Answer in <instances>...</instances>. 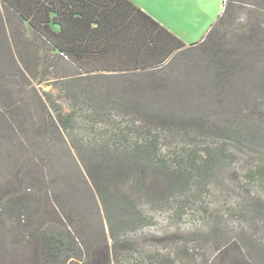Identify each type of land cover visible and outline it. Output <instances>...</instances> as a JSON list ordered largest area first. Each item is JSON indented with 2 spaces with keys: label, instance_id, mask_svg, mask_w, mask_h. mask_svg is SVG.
<instances>
[{
  "label": "rangeland",
  "instance_id": "374dc122",
  "mask_svg": "<svg viewBox=\"0 0 264 264\" xmlns=\"http://www.w3.org/2000/svg\"><path fill=\"white\" fill-rule=\"evenodd\" d=\"M130 1L191 51L88 74L0 5V264H264V213L248 203L264 209V141L210 130L248 133L264 112V0H245L220 42L240 61L223 88L197 45L225 0ZM198 129L210 131L186 135ZM151 142L157 158L222 143L227 154L201 193L168 191L154 181ZM51 236L66 246L48 258Z\"/></svg>",
  "mask_w": 264,
  "mask_h": 264
},
{
  "label": "trees",
  "instance_id": "16d2710c",
  "mask_svg": "<svg viewBox=\"0 0 264 264\" xmlns=\"http://www.w3.org/2000/svg\"><path fill=\"white\" fill-rule=\"evenodd\" d=\"M244 1L225 0L223 13L217 22L211 26L199 45L192 44L200 47L197 51L208 56V64L215 71L213 76L217 87L223 88L229 84L228 77L240 67L239 60H227L229 50L220 49L224 46L220 42H225V36L233 26L238 10L247 5ZM0 5L34 35L33 43L38 47L57 53L88 74L141 71L160 66L173 55L185 56L191 51L187 44L130 0H0ZM233 53H237L236 49ZM252 124L251 132L248 133L235 127L210 130L230 140L235 139L238 143L249 142L248 138H252L261 144L264 141L260 136L264 132V112ZM53 125L56 126V123L53 122ZM210 130L204 134H209ZM185 132L190 137L196 136V133L206 137L199 129ZM143 147L149 160H156L151 166L156 175L154 181L168 191L185 188L184 184L191 183L193 192L201 193L217 176L227 154L225 143L215 149L206 147L204 156L193 149L187 154L188 157L176 156L172 160L170 157L157 158V153H154L156 147L152 142L145 143ZM171 164L178 166L177 171ZM246 194L250 197V192ZM250 202L254 214L264 213L260 202ZM67 239L70 247L75 240L79 241L78 237L70 235ZM46 245L48 258L66 246L62 239L55 236L49 237Z\"/></svg>",
  "mask_w": 264,
  "mask_h": 264
},
{
  "label": "crops",
  "instance_id": "0c3cea01",
  "mask_svg": "<svg viewBox=\"0 0 264 264\" xmlns=\"http://www.w3.org/2000/svg\"><path fill=\"white\" fill-rule=\"evenodd\" d=\"M132 2V1H131ZM138 7V6H137ZM141 9V8H140ZM145 12V11H144ZM148 14V13H147ZM149 15V14H148ZM153 18V17H152ZM154 19V18H153Z\"/></svg>",
  "mask_w": 264,
  "mask_h": 264
}]
</instances>
